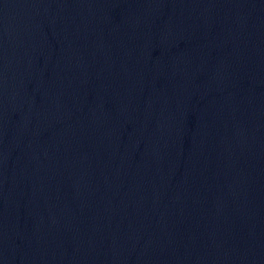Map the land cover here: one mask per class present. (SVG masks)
I'll use <instances>...</instances> for the list:
<instances>
[{"label": "water", "instance_id": "obj_1", "mask_svg": "<svg viewBox=\"0 0 264 264\" xmlns=\"http://www.w3.org/2000/svg\"><path fill=\"white\" fill-rule=\"evenodd\" d=\"M0 264H264V0H0Z\"/></svg>", "mask_w": 264, "mask_h": 264}]
</instances>
